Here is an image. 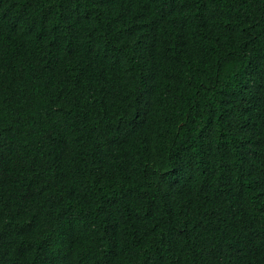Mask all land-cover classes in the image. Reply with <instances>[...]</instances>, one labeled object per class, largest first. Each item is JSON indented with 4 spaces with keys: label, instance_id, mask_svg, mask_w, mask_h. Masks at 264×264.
Here are the masks:
<instances>
[{
    "label": "trees",
    "instance_id": "trees-1",
    "mask_svg": "<svg viewBox=\"0 0 264 264\" xmlns=\"http://www.w3.org/2000/svg\"><path fill=\"white\" fill-rule=\"evenodd\" d=\"M0 264H264V0H0Z\"/></svg>",
    "mask_w": 264,
    "mask_h": 264
}]
</instances>
